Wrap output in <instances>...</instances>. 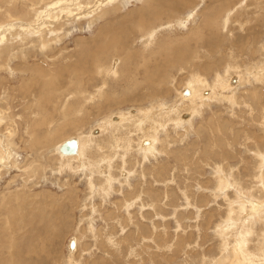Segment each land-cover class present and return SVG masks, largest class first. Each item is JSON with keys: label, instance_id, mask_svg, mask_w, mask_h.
<instances>
[{"label": "rangeland", "instance_id": "obj_1", "mask_svg": "<svg viewBox=\"0 0 264 264\" xmlns=\"http://www.w3.org/2000/svg\"><path fill=\"white\" fill-rule=\"evenodd\" d=\"M29 1L0 0V264H264V0Z\"/></svg>", "mask_w": 264, "mask_h": 264}, {"label": "bare ground", "instance_id": "obj_2", "mask_svg": "<svg viewBox=\"0 0 264 264\" xmlns=\"http://www.w3.org/2000/svg\"><path fill=\"white\" fill-rule=\"evenodd\" d=\"M37 1L38 0H31V1H29V3H30V7L33 9V7L35 8V7H37ZM47 2H49V0H46ZM114 0H71V2L69 3V6H72V5H75V6H78V9H79V6L81 5V10H79L80 12H76V14L75 15H73V12H70V10H68L69 8H67V5L68 4H66L68 1H66V3L65 4H63V5H58V6H56V7H51V8H49L48 7V9H46L43 13H42V16H41V21L43 22V21H45V22H47L48 20L50 21V19H56V18H58L59 17V19H64V20H66V13H70L69 15H71V16H73L74 18H77L78 16H83V17H86L87 15H89V14H94V13H96V15L95 16H92V17H94V19L96 20L97 18L99 19V18H101V17H103L105 14H106V12H107V8H105V5L106 4H108V3H111V2H113ZM116 1H118V0H116ZM167 1V0H166ZM175 1V0H174ZM177 1V0H176ZM214 1H216V2H220L221 0H214ZM14 2V1H13ZM51 2H53V1H51ZM150 2V1H149ZM228 2V1H227ZM235 2V1H234ZM44 3H46V2H44ZM43 3V4H44ZM164 3V2H163ZM175 3V2H174ZM180 3V2H179ZM158 4V3H157ZM162 4V3H161ZM175 4H177V3H175ZM174 4V6H176ZM223 5V4H222ZM221 5V6H222ZM227 6H229L230 5V3L228 2L227 4H226ZM249 5V4H248ZM261 5V3H260V1H256L255 2V4H254V6L257 8H259V6ZM29 6V5H28ZM83 6H86V7H83ZM89 6H91V8H89ZM156 6V5H155ZM181 6V5H180ZM221 6H219L220 8H223V7H221ZM225 6V5H224ZM252 6H253V4H252ZM1 7V6H0ZM108 7V6H107ZM147 7H148V9H152L151 7H150V4H148L147 5ZM164 7V6H163ZM166 7V6H165ZM164 7V8H165ZM182 7V6H181ZM180 7V8H181ZM219 7H218V9H219ZM246 7V6H245ZM37 9H38V7H37ZM55 9H59L57 12L55 11ZM36 10V9H35ZM65 10V11H64ZM225 10V9H224ZM32 11V10H31ZM163 11V10H162ZM169 11H171V10H169ZM212 11H213V9H212ZM215 11V10H214ZM216 11H218V10H216ZM215 11V12H216ZM35 12V11H34ZM94 12V13H93ZM109 12V11H108ZM107 12V13H108ZM139 12L141 13L142 11L141 10H139ZM214 12V13H215ZM2 13V12H1ZM37 13V12H36ZM61 13H62V15H61ZM156 13H160V10H158ZM174 13V12H173ZM4 14V13H3ZM64 14V15H63ZM174 14H177V13H174ZM108 15V14H107ZM8 16H10L9 14H8ZM68 16V15H67ZM55 17V18H54ZM72 17V18H73ZM92 18L91 16H88V18ZM11 18V17H10ZM69 18V17H68ZM72 18H69V20H73ZM89 18V19H90ZM139 18V17H138ZM141 18V17H140ZM76 20V19H75ZM94 20V21H95ZM229 20V19H228ZM264 20V19H263ZM65 22H69V21H65ZM64 22V23H65ZM153 22V21H152ZM70 23V22H69ZM92 23V22H91ZM66 24V23H65ZM47 25V24H46ZM49 26H51V25H47V27H49ZM59 29V28H58ZM57 29V30H58ZM1 30H2V28H1ZM54 30V29H53ZM53 37H55V35H53ZM81 38V37H80ZM215 37H213V39H214ZM38 39H40L39 40V42L41 43V45H45L46 44V42L47 41H49L48 40V38H44V37H39ZM113 39V38H112ZM212 39V38H211ZM212 39V40H213ZM122 40V39H121ZM209 40V39H208ZM241 40V39H240ZM118 41V40H117ZM210 41V40H209ZM253 41H255L254 39H253ZM118 42H120V41H118ZM122 42V41H121ZM93 43H95V42H93ZM123 43V42H122ZM220 43V42H219ZM239 43V42H238ZM47 44H49V43H47ZM46 44V45H47ZM221 44V43H220ZM219 44V45H220ZM85 45H86V43H85ZM117 45H118V43H117ZM124 45H126V44H124ZM241 45V44H240ZM120 46H121V44H120ZM211 46V45H210ZM117 47V46H116ZM239 47V46H238ZM241 47V46H240ZM105 48V47H104ZM215 48V50L216 51H218L219 49V46L218 47H214ZM213 48V49H214ZM243 48V47H242ZM49 49V48H48ZM124 49V48H123ZM123 49H122V51H123ZM117 50V49H116ZM214 50V51H215ZM117 51H119V50H117ZM121 51V50H120ZM213 51V50H212ZM252 50H250V52H251ZM187 52V51H186ZM219 53H220V51H218ZM213 53V52H212ZM219 53H217V54H219ZM253 52H251V55H253L252 54ZM186 54V53H185ZM126 55V54H125ZM223 55V54H222ZM222 55H221V57H222ZM175 56H176V54H175ZM89 57V56H88ZM172 57V56H171ZM179 57V56H178ZM89 59V58H88ZM178 59V58H177ZM176 59V60H177ZM90 60V59H89ZM108 61H109V59H108ZM179 61V60H178ZM171 63V62H170ZM127 66V65H126ZM102 67V66H101ZM218 67V66H217ZM261 67V66H260ZM108 68V67H107ZM262 68V67H261ZM216 69H218L219 70V68H216ZM161 70V69H160ZM249 70V69H248ZM217 71V70H216ZM244 71V70H243ZM102 72V71H101ZM256 73L257 72H255V71H253V76H254V74L256 75ZM260 76L259 77H254V78H252L255 82H260V80H261V78H262V76H261V74H259ZM128 76V75H127ZM126 76V77H127ZM125 77V76H124ZM240 77V76H239ZM146 78V77H145ZM264 78V77H263ZM128 79V78H127ZM227 80V79H226ZM232 80V79H231ZM248 80L250 81V76L249 75H247V78L246 79H241L240 81H239V84L240 85H244V84H246V83H248ZM135 81V80H134ZM194 81V80H193ZM197 81V80H196ZM195 81V82H196ZM224 81V80H223ZM263 81V80H262ZM136 82V81H135ZM163 82V81H162ZM189 82H191V81H189ZM198 82V84H203V87H206V84L205 83H202L201 81H197ZM238 83V81H234V83H233V86H236V84ZM211 84V83H210ZM221 84V83H220ZM229 84H230V82H229ZM230 87H231V85H230ZM202 88V87H201ZM183 89V88H182ZM194 89V90H193ZM185 90H187V93L186 94H184V92H185ZM184 91H183V98H189V99H184V101L186 102V101H191L192 99H194L195 97H198L199 98V88L198 87H196L195 88V86L193 87V85L191 86V85H189V86H186V89H185ZM200 90H202V89H200ZM217 90V89H216ZM182 91V90H181ZM196 92V93H195ZM221 94V93H220ZM214 95V94H213ZM210 98H212V97H210ZM232 98V97H231ZM230 97L229 98H227L228 100H230L231 99ZM130 99V98H129ZM181 100V99H180ZM219 100V99H218ZM183 101V102H184ZM189 103V102H188ZM196 108V107H195ZM120 120V119H119ZM141 120H142V118H141ZM144 120V119H143ZM142 120V121H143ZM178 124V123H177ZM59 131H61V130H59ZM59 131H57L58 133H59ZM56 132V133H57ZM48 135V134H47ZM153 138V137H152ZM68 140V139H67ZM77 140V152H76V154L75 155H64V154H61L60 152H59V146H60V144H58L57 146H55L54 148H53V153L55 152H57L60 156H62V159H74L75 158V160H80L82 157H83V152H82V150H81V140L79 139H76ZM65 141V140H64ZM3 141H2V136H0V143H2ZM90 142V141H89ZM154 145H155V141H154V139H149V140H146V141H142V146H143V148L141 149V151L142 152H147V153H150V154H152V152L154 151ZM7 148V147H6ZM143 149H147V150H143ZM56 153V154H57ZM83 153V154H82ZM4 160V149H3V146H0V166L2 165V161ZM261 160H262V165H263V170H264V156H261ZM82 161V160H81ZM61 163V162H60ZM81 163V162H80ZM5 164H6V162H5ZM82 165H83V163H82ZM3 167H4V165H3ZM7 167V166H6ZM87 167V166H86ZM94 168V167H93ZM97 169V168H96ZM30 170H31V168H30ZM263 174V173H262ZM124 175V174H123ZM125 176V175H124ZM123 177V176H122ZM106 180L109 182V183H111V180L109 181L107 178H106ZM93 182V181H92ZM113 182V181H112ZM224 182V181H223ZM221 183V182H220ZM90 186V185H89ZM239 189V188H238ZM262 189V188H261ZM245 194V193H244ZM248 197H249V195H248ZM262 199H264V186H263V195H262ZM244 200V199H243ZM252 200V199H251ZM245 201V200H244ZM244 201H240L239 203V205H238V209H239V211L240 212H244V213H247L246 212V210H247V208L249 207V209L251 210V211H253V212H260L261 210H263L264 211V202H256V201H254V202H251V201H247V203L246 202H244ZM248 204V205H247ZM248 206V207H247ZM120 207V206H119ZM249 211V210H248ZM241 213V214H242ZM250 213V212H249ZM251 214H252V212H251ZM260 214V213H259ZM250 215V214H249ZM256 216H258V215H256ZM250 218H251V216H250ZM42 221V220H41ZM43 221H45V220H43ZM43 228V227H42ZM41 228V229H42ZM45 228V227H44ZM36 232V231H35ZM34 232V233H35ZM38 232V231H37ZM44 232V231H43ZM249 232V231H248ZM50 233V232H49ZM111 237V236H110ZM37 238V237H36ZM76 244H77V241H75L74 242V246L75 247H77L76 246ZM241 245H243L242 243H241ZM43 246V245H42ZM128 248V247H127ZM72 250V249H71ZM235 251H237V248L235 249ZM72 252V251H71ZM242 252H244V251H242ZM44 253V252H43ZM245 253V252H244ZM72 254V253H71ZM238 254V253H237ZM236 254V255H237ZM232 256H234L233 254H232ZM239 256V255H238ZM246 257V256H245ZM44 258V257H43ZM233 258H236V256L235 257H233ZM229 259V258H228ZM237 260V259H236ZM247 260H249V259H247ZM254 260V259H253ZM88 262V261H87ZM236 262V261H235ZM234 262V263H235ZM240 262V261H239ZM35 262H33V264H34ZM223 263V262H222ZM233 263V262H232ZM237 263V262H236ZM241 263V262H240ZM231 264V263H230ZM238 264V263H237Z\"/></svg>", "mask_w": 264, "mask_h": 264}, {"label": "water", "instance_id": "obj_3", "mask_svg": "<svg viewBox=\"0 0 264 264\" xmlns=\"http://www.w3.org/2000/svg\"><path fill=\"white\" fill-rule=\"evenodd\" d=\"M77 147V140L74 138H70L60 144L59 152L64 155H75L77 152ZM69 248H74V241L70 242Z\"/></svg>", "mask_w": 264, "mask_h": 264}]
</instances>
